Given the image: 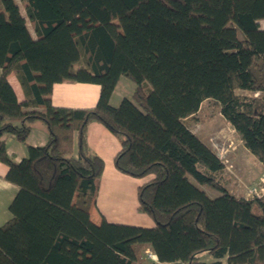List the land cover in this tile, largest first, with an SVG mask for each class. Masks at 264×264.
<instances>
[{
  "label": "trees",
  "instance_id": "1",
  "mask_svg": "<svg viewBox=\"0 0 264 264\" xmlns=\"http://www.w3.org/2000/svg\"><path fill=\"white\" fill-rule=\"evenodd\" d=\"M20 1L36 37L16 1L0 0V163L19 188L0 264H146V250L162 264H205L203 253L264 264V194H230L224 162L188 125L214 100L264 167V0ZM12 72L32 101H18ZM122 77L135 90L113 107ZM67 81L99 85L97 105L55 107ZM34 121L48 142L15 163L2 137L25 143ZM92 122L119 139L117 170L150 178L138 200L154 227L93 221L104 162L87 147Z\"/></svg>",
  "mask_w": 264,
  "mask_h": 264
},
{
  "label": "crops",
  "instance_id": "2",
  "mask_svg": "<svg viewBox=\"0 0 264 264\" xmlns=\"http://www.w3.org/2000/svg\"><path fill=\"white\" fill-rule=\"evenodd\" d=\"M15 1L20 7L22 16L27 19L25 9H22L23 5L21 1ZM259 24L261 29L264 30V19L260 20ZM27 27L31 35L36 37L33 26L28 19ZM1 72L2 70L0 69V75ZM7 78L20 103L32 101L34 99V95L30 90L25 89L15 72L10 73ZM124 78L125 77H122L119 80L111 95L110 104L113 107H118L123 99H131L133 96L135 85L131 86L128 82L123 80ZM127 80L130 81L129 79ZM99 95V85L67 81L54 85L51 98L55 107L87 109L97 105ZM48 138L49 133L46 125L42 121H34L31 124V132L25 143L17 141L16 138L10 134H5L2 137V141L5 143L8 156L15 163H20L27 158L29 147H44L48 142ZM86 140L90 154L98 156L104 162V171L99 182L97 204L91 212L93 221L96 224H100L103 220H106L109 223L115 224H125L144 228L154 227L155 223L153 220L147 214L140 211L138 200L139 188L148 182L150 178L137 179L117 170L114 160L121 150V143L119 139L102 124L97 122L90 123L86 131ZM78 149V134H75L74 156L76 158L79 156ZM258 163L264 169L261 163ZM8 171L9 167L4 163H0V227L12 218L9 207L19 191L16 185L6 180ZM204 190L209 194L205 187ZM227 190L230 194L240 197L233 191ZM200 257V262L205 264H211L216 261V259L208 253H203ZM221 263L227 264V258H223ZM149 264L162 263L152 260Z\"/></svg>",
  "mask_w": 264,
  "mask_h": 264
},
{
  "label": "rangeland",
  "instance_id": "3",
  "mask_svg": "<svg viewBox=\"0 0 264 264\" xmlns=\"http://www.w3.org/2000/svg\"><path fill=\"white\" fill-rule=\"evenodd\" d=\"M123 80L131 86L134 85L125 78ZM188 125L224 162L225 170L220 179L227 189L240 197L252 196V190L262 192L264 169L245 148L233 127L222 117L220 106L214 100L204 101L195 118L188 120ZM205 188L210 195H220L219 191ZM149 255L146 250L144 254L146 264L152 262Z\"/></svg>",
  "mask_w": 264,
  "mask_h": 264
},
{
  "label": "built area",
  "instance_id": "4",
  "mask_svg": "<svg viewBox=\"0 0 264 264\" xmlns=\"http://www.w3.org/2000/svg\"><path fill=\"white\" fill-rule=\"evenodd\" d=\"M252 193H253V195L264 194V189H262V192H260V193H259V192H256L255 190H252ZM149 257H150L152 260L158 261V258H157L155 255L151 254V253H150Z\"/></svg>",
  "mask_w": 264,
  "mask_h": 264
}]
</instances>
